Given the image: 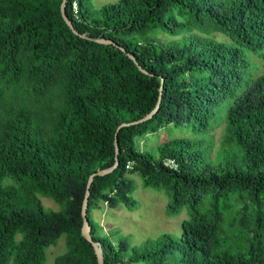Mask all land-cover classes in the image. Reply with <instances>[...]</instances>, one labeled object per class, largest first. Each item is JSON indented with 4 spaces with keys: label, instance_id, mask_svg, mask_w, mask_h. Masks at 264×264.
I'll list each match as a JSON object with an SVG mask.
<instances>
[{
    "label": "trees",
    "instance_id": "1",
    "mask_svg": "<svg viewBox=\"0 0 264 264\" xmlns=\"http://www.w3.org/2000/svg\"><path fill=\"white\" fill-rule=\"evenodd\" d=\"M89 1L66 0L81 37L62 0H0V264H44L62 236L53 264H98L81 234L88 178L114 164L118 126L157 104L117 131L118 165L92 180L103 264H264V0ZM168 125L189 133L136 147ZM132 174L168 197L166 215L186 210L179 236L99 230L102 202L136 206Z\"/></svg>",
    "mask_w": 264,
    "mask_h": 264
},
{
    "label": "rangeland",
    "instance_id": "2",
    "mask_svg": "<svg viewBox=\"0 0 264 264\" xmlns=\"http://www.w3.org/2000/svg\"><path fill=\"white\" fill-rule=\"evenodd\" d=\"M118 0H90V5L97 9L106 3H114ZM214 37L218 40H226L227 38L220 32H214ZM160 39H171L165 34L156 35ZM254 61L258 65V71L264 70V61L254 57ZM189 131L178 129L173 125H168L159 129L155 133L147 134L144 138H138L135 145L141 150L154 149L158 144L170 140L174 137L186 136ZM214 143L219 141L221 135V126L215 127L211 133ZM213 143V146H214ZM133 179L134 189L132 197L136 200V206L128 209L123 205L115 208H109L106 203L102 202L100 209L92 210L94 220L100 226L99 230L106 233L118 231L130 244H140L148 238H153L161 233L167 232L174 236L181 233V221L186 218L185 209L178 213L168 216L165 213V206L168 197L161 191L150 187H144L142 178L137 174L130 176ZM43 206L46 209H57L58 205L49 197L38 195ZM240 203L237 205V207ZM65 251L64 237H60L54 245H50L46 250V260L44 264H53L54 258Z\"/></svg>",
    "mask_w": 264,
    "mask_h": 264
},
{
    "label": "water",
    "instance_id": "3",
    "mask_svg": "<svg viewBox=\"0 0 264 264\" xmlns=\"http://www.w3.org/2000/svg\"><path fill=\"white\" fill-rule=\"evenodd\" d=\"M60 11H61V15H62V18L63 20L65 21V23L68 25V27L75 33V34H78L80 35L81 37H87L85 36L84 34L82 33H79L73 26L71 20L68 18V16L66 15V0H62L61 4H60ZM94 40L98 41V42H104V43H112L111 40H108V39H103V38H94ZM122 50H124L123 48H121ZM130 58H132L135 62V64L137 65V67L139 69H141L142 71H144L140 65L137 63V61L134 59V57L130 54H127ZM160 90H161V87H160ZM158 108V104L155 106V108L149 112L148 114H146L145 116H143L142 118L136 120V121H133L131 123H121L115 134H114V151H115V161H114V164L107 167V168H103V169H100L94 173H92L89 178H88V181H87V184H86V190H85V194H84V197H83V201H82V207H81V215H82V219H83V224H82V227H81V234L83 235V237L88 240L91 245L93 246V249H94V252H95V255H96V258H97V263L98 264H103V251H102V248L100 246V243L98 241H95L92 239L91 235H90V226H89V223H88V220H87V215H86V210H87V202H88V197H89V193H90V186H91V183H92V180L93 178L96 176V175H104V174H107L109 172H111L117 165H118V141H117V131L122 127V126H126V125H129V124H133V123H138V122H141V121H144L146 119H149L150 117H152V115L156 112Z\"/></svg>",
    "mask_w": 264,
    "mask_h": 264
},
{
    "label": "built area",
    "instance_id": "4",
    "mask_svg": "<svg viewBox=\"0 0 264 264\" xmlns=\"http://www.w3.org/2000/svg\"><path fill=\"white\" fill-rule=\"evenodd\" d=\"M72 9L74 10V12L77 11V9H76V3L75 2L72 4ZM165 164L168 165V166H170V167L175 166V163H174V161L172 159H167L165 161ZM131 166H132V162L131 161H128L127 164H126V168H130Z\"/></svg>",
    "mask_w": 264,
    "mask_h": 264
}]
</instances>
